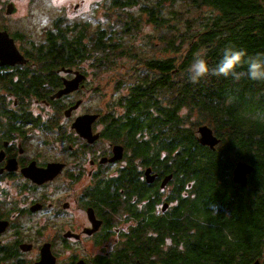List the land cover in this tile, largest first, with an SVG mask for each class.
<instances>
[{
  "label": "flooded vegetation",
  "instance_id": "1",
  "mask_svg": "<svg viewBox=\"0 0 264 264\" xmlns=\"http://www.w3.org/2000/svg\"><path fill=\"white\" fill-rule=\"evenodd\" d=\"M15 11L0 0V264L136 260L139 239L158 233L150 217L169 219L187 196L174 175L150 164V103L146 122L144 113L138 121L125 84L114 107L86 109L98 62L74 60L69 46L52 44L58 22L35 43ZM62 25L72 33L73 25ZM87 116H96L88 138L75 128ZM261 250L256 262L264 264Z\"/></svg>",
  "mask_w": 264,
  "mask_h": 264
},
{
  "label": "trees",
  "instance_id": "2",
  "mask_svg": "<svg viewBox=\"0 0 264 264\" xmlns=\"http://www.w3.org/2000/svg\"><path fill=\"white\" fill-rule=\"evenodd\" d=\"M155 1L113 0L118 8L139 6L148 24L164 30L160 43L168 54L139 60L143 73L130 75L135 80L129 107L138 121L144 113L146 122L150 103V164L174 175L187 196L169 219L150 217V229L158 233L139 239L135 258L150 264H255L264 247V78L252 79L250 71L256 63L264 74V0ZM178 3L200 14L184 19ZM134 19L124 33L138 31ZM58 27L50 41L69 46L74 60L115 63V56L103 59L120 48V37L113 43L103 29L85 45L84 30L74 26L70 40L66 27ZM226 51L239 53V59L228 76L218 75ZM197 58L205 61L206 72L193 83ZM203 126L220 140L215 149L199 142ZM109 134L117 131L112 127ZM239 162L254 168L245 188L232 179Z\"/></svg>",
  "mask_w": 264,
  "mask_h": 264
},
{
  "label": "rangeland",
  "instance_id": "3",
  "mask_svg": "<svg viewBox=\"0 0 264 264\" xmlns=\"http://www.w3.org/2000/svg\"><path fill=\"white\" fill-rule=\"evenodd\" d=\"M7 1L15 5V12L23 20V29L28 37L33 38L35 43L44 42L46 31L52 29L53 24L57 22L60 25H73L75 31L84 30L86 37L83 42L85 45H90L89 41L95 37L98 31L103 29L108 34H112L113 43L118 42V37L121 38L120 48L103 59L110 62L115 56L116 59H113L115 63L98 62L97 68L91 69L96 74L91 75L93 95L84 102L86 109L100 111L110 109L111 106L114 107L118 97V89L122 85L130 86L133 84L134 80L130 77L133 72L143 73V67H138L140 66L139 60L164 59L168 56L164 51V46L160 43V37L164 30L148 24L146 17L140 12L139 6L118 8L113 5V0ZM144 1H150V4L157 2L155 0H139V2ZM76 6L78 7L76 8ZM176 8L182 12L184 19H193L200 14L199 10L193 9L188 4L178 3ZM208 11L205 9V12ZM130 17L135 18L133 22L139 19V29L133 34H126L123 30ZM178 25L184 26V23H178ZM75 31L70 34L69 38L74 39L75 33H77ZM129 48H132L133 56H130ZM89 60L97 61L96 59ZM175 65H180V61H176ZM119 82L121 83L119 84ZM126 93L127 91L123 92V94Z\"/></svg>",
  "mask_w": 264,
  "mask_h": 264
},
{
  "label": "water",
  "instance_id": "4",
  "mask_svg": "<svg viewBox=\"0 0 264 264\" xmlns=\"http://www.w3.org/2000/svg\"><path fill=\"white\" fill-rule=\"evenodd\" d=\"M77 7L78 6H76V8ZM12 12H13V5H10L9 8H8V14H11ZM1 36H2V33H0V44H4L3 41H1L4 38L1 37ZM6 36L8 37L7 34H6ZM3 53L6 54V48L4 47V45H1V47H0V60L1 61L4 60V57L1 56ZM73 84H76V81H75V83L71 82L70 85H69V87H68L69 89L68 90L66 89L64 92L59 93L56 97L61 96V94H63V93H67V92L73 91L75 89L74 87H72ZM95 119H96V116H87L86 118L84 117V119H83L84 122L83 121H81V122L78 121L77 124H76L77 126L75 125V128L84 137L88 138L89 135L92 134V132H91V125H92L93 120H95ZM198 132L200 134L199 142L203 146H208L211 149H215V147L219 143V140L214 135L213 131L209 127L203 126V127H200L198 129ZM49 170L51 171V167H49ZM253 172H254V168L251 165H249V164H247L245 162H239V163L236 164V166H235V168L233 170V180H234L235 183L240 184L244 188L248 184V177L250 175H252ZM152 178L153 177H151V180H152ZM35 179L34 180L36 182H38V183H41V182H43V181L46 180L44 178H38V177L35 178ZM255 264H260V263L259 262H256Z\"/></svg>",
  "mask_w": 264,
  "mask_h": 264
},
{
  "label": "clouds",
  "instance_id": "5",
  "mask_svg": "<svg viewBox=\"0 0 264 264\" xmlns=\"http://www.w3.org/2000/svg\"><path fill=\"white\" fill-rule=\"evenodd\" d=\"M238 59L239 53L226 51L224 58L216 70V74L228 76L230 74V70L233 69L234 65L238 62ZM191 68L193 70V75L190 77V79L193 83H195L206 72L205 61L201 58H197ZM250 75L252 79L264 78V74L259 73V65L256 63L251 65Z\"/></svg>",
  "mask_w": 264,
  "mask_h": 264
}]
</instances>
